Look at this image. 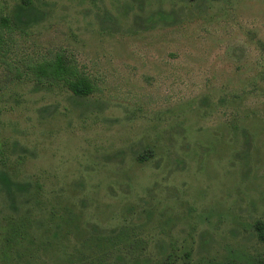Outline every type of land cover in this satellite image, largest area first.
<instances>
[{"label": "rangeland", "instance_id": "rangeland-1", "mask_svg": "<svg viewBox=\"0 0 264 264\" xmlns=\"http://www.w3.org/2000/svg\"><path fill=\"white\" fill-rule=\"evenodd\" d=\"M32 1L0 56V173L29 185H0V264L264 262V0ZM58 55L91 95L37 84Z\"/></svg>", "mask_w": 264, "mask_h": 264}, {"label": "trees", "instance_id": "trees-1", "mask_svg": "<svg viewBox=\"0 0 264 264\" xmlns=\"http://www.w3.org/2000/svg\"><path fill=\"white\" fill-rule=\"evenodd\" d=\"M38 13L35 8V4L32 0H20L12 10L9 16L0 17V56L5 53L6 41L5 35L11 34L15 30L27 28L36 22ZM30 75L36 80L38 85H62L66 88L74 97L85 98L92 94L93 87L90 80L80 75L76 68L67 63L63 56L58 55L53 60L38 62L35 66L29 68ZM0 185L11 196L12 188L16 191L25 193L29 187L28 184L23 183H11L10 179L3 173H0ZM66 223L71 227L77 225V221L73 219L66 220ZM257 236L260 241H264V225L262 223L256 224ZM15 235L17 231H14L13 236L7 240L6 248L10 249L16 240ZM102 241V240H100ZM111 239H108L110 242ZM171 264V263H168ZM209 264H239L235 261H226L223 263H209ZM261 264H264L262 262Z\"/></svg>", "mask_w": 264, "mask_h": 264}]
</instances>
